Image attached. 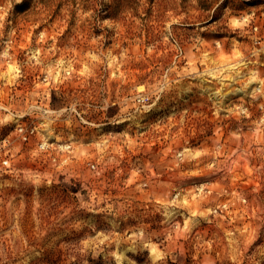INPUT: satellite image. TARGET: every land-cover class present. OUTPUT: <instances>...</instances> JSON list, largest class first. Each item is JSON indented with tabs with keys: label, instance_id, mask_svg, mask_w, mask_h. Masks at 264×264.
Listing matches in <instances>:
<instances>
[{
	"label": "rangeland",
	"instance_id": "rangeland-1",
	"mask_svg": "<svg viewBox=\"0 0 264 264\" xmlns=\"http://www.w3.org/2000/svg\"><path fill=\"white\" fill-rule=\"evenodd\" d=\"M0 264H264V0H0Z\"/></svg>",
	"mask_w": 264,
	"mask_h": 264
},
{
	"label": "bare ground",
	"instance_id": "bare-ground-1",
	"mask_svg": "<svg viewBox=\"0 0 264 264\" xmlns=\"http://www.w3.org/2000/svg\"><path fill=\"white\" fill-rule=\"evenodd\" d=\"M138 88L141 90V89H143V86H142V85H140V86H138Z\"/></svg>",
	"mask_w": 264,
	"mask_h": 264
},
{
	"label": "built area",
	"instance_id": "built-area-1",
	"mask_svg": "<svg viewBox=\"0 0 264 264\" xmlns=\"http://www.w3.org/2000/svg\"><path fill=\"white\" fill-rule=\"evenodd\" d=\"M20 130H22V128Z\"/></svg>",
	"mask_w": 264,
	"mask_h": 264
}]
</instances>
